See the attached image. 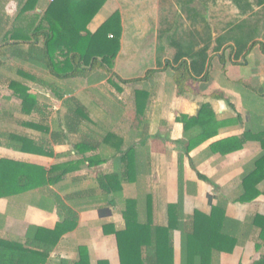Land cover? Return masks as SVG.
<instances>
[{"label":"crops","instance_id":"1","mask_svg":"<svg viewBox=\"0 0 264 264\" xmlns=\"http://www.w3.org/2000/svg\"><path fill=\"white\" fill-rule=\"evenodd\" d=\"M211 2L216 10L208 14L203 0H189L197 13L194 24L186 0H108L87 30L95 34L120 13L121 50L113 68L117 77L84 66V74L62 80L16 56L29 52L33 42L44 48L46 14L53 1L0 0V60L9 58L28 68L24 81H17L31 89V96L32 85L46 89L52 83L70 84L72 89L60 99L76 98L88 116L81 126L71 125L68 118L74 114L64 107L59 120L47 125L38 104L37 116L24 115L23 130L0 124V133L19 134L43 147V153L20 152L10 136H0V160L48 173L34 188L0 198V242L28 250L1 249L3 264H78L82 249L90 264H122L118 234L128 227L129 201L135 202L138 223L154 229L169 228L170 208L177 206L174 264H183L182 238L192 230L195 213L210 215L220 203L228 233L238 243L232 253L216 252L213 264H264V176L252 187L253 199H241L245 178L264 161V5L249 0L252 5L244 13L232 0ZM244 21L246 48L239 51L234 46L240 33L233 28ZM209 39L206 66L199 74L190 67L197 81L186 83L183 77L181 94L177 79L185 75L186 65L181 64H186V52L200 53ZM151 70L155 73L146 79ZM100 74L105 75L102 80ZM114 80L117 96L106 87ZM100 90L108 108L94 100ZM84 91L92 98L89 104L82 101ZM143 92L145 97L138 95ZM12 99L18 98L0 95V101ZM138 102L146 105L144 110ZM181 116L192 119L187 129L186 120L178 121ZM27 122L47 126L50 133L25 127ZM55 167L60 170L51 175ZM106 177L111 190L101 186ZM58 226L61 234H47ZM143 251L146 264H157L152 246Z\"/></svg>","mask_w":264,"mask_h":264},{"label":"trees","instance_id":"2","mask_svg":"<svg viewBox=\"0 0 264 264\" xmlns=\"http://www.w3.org/2000/svg\"><path fill=\"white\" fill-rule=\"evenodd\" d=\"M107 1L108 0H53V4L46 14L49 32H47L44 37V48L38 49L36 46L37 42H33L31 43L32 46L29 52L16 53V56L20 60L24 59L38 69L47 71L53 77L62 80L84 74L86 71V69L83 68L84 66L100 69L106 74H111L112 77H117V75L113 73V68L114 61L121 50L122 20L120 13L116 12L95 34H91L87 30L88 25ZM232 1L244 13L252 5L249 3V0ZM187 4L186 13L195 24L197 20L193 17V14H197L195 13L196 10L190 6L191 4ZM254 5L263 6L264 0H254ZM246 25V21H244L233 28V31L238 34L240 33L234 46L238 48L239 51L244 47L246 48L247 36L244 31ZM210 43L211 40L209 39L206 48L200 53H193L186 50V64H181V68L186 65V72L185 75L180 73L177 79L181 94L183 93L181 88L183 77L186 78V83L188 80L197 81L191 73V68L194 72L198 73L197 71L201 66H203V69L206 66L209 59L208 51ZM60 58H63V61H58ZM189 61H191L192 64L190 66ZM3 64L4 63L0 60V65ZM180 69L177 70L179 71ZM181 71L182 69L180 72ZM202 71L200 74L204 73H202ZM154 73L155 71H149L146 79H149ZM104 77L105 75L100 74L99 80H102ZM206 77L207 75H205L203 79H206ZM120 81L123 83L129 82L124 80ZM9 88L13 91V96L21 101V111L23 115L30 116L41 110L37 99L31 96V89L28 86L19 81L12 80ZM138 95L146 96L144 92ZM65 105L70 109L72 114H74L68 118L71 125L73 124L79 127L88 119V116L84 115L86 107L76 98L66 100ZM137 106L140 110H144L146 107L143 102H138ZM185 120L187 129L192 119L184 116L178 118L180 122H185ZM23 125L47 134L50 133V128L42 124L27 122ZM0 136H10V139L19 143L14 144L17 151L24 153H43L42 146L19 134H7L3 132L0 133ZM258 168L257 172L246 177L244 180L245 194L241 198L242 201L253 199V196L250 194L252 187H255L258 183L256 179L259 175L262 178L258 179V181L263 179L264 173L262 170L264 168V161L259 162ZM131 169H133V166L129 168V170ZM59 170V167H55L49 173L53 175ZM47 175L48 173L45 170L36 166L25 165L9 160H0V198L7 194H18L28 191L34 188L39 180L46 178ZM101 186L105 190H111L108 185L107 177L101 179ZM134 206V201L128 202V209L126 212L128 227L124 232L118 234L122 264H146L143 257V249L147 245L154 248L157 264H174L172 232L178 229V226H176L177 206L170 208L172 222L167 229H154L149 224L140 225L133 213ZM226 220L225 207L221 203L213 208L210 215L198 211L195 213L192 230L186 232L182 238L183 264H213V257L216 252L232 253L234 251L238 242L234 236L228 233ZM61 233V226H58L53 232H47V234L51 236ZM262 237L264 238V234H262ZM48 246L50 250H47L44 255H47L55 246V241ZM8 247L9 249L21 253L28 251L22 245L13 246L0 242V250H5ZM86 252L85 249H82V259L78 264H90ZM167 252H169V254ZM0 264L3 263L0 261Z\"/></svg>","mask_w":264,"mask_h":264},{"label":"rangeland","instance_id":"3","mask_svg":"<svg viewBox=\"0 0 264 264\" xmlns=\"http://www.w3.org/2000/svg\"><path fill=\"white\" fill-rule=\"evenodd\" d=\"M186 2L188 3L189 0H186ZM204 4H207L206 7L208 8V14H211V11L214 10V6H212V2L211 0H203ZM1 5V4H0ZM228 6V5H227ZM226 6H224V12L222 14V17L225 16L226 12L225 10H227L225 8ZM236 8H234L235 10ZM216 10V9H215ZM213 13H215V11H212ZM231 12V10L229 11ZM188 21H186V25H188ZM187 26H186V30H187ZM137 44H139L136 41ZM4 59V64L5 66L0 68V95H5L7 96H13V91L10 90L8 84L1 85V82H4L6 79L7 80H20V81H24L23 79V73L24 70H28V68H23V65H21L20 63L16 62V61H12L8 58V60L3 57ZM31 72H34V70H31ZM53 81V79H51ZM116 83V81L114 80V82L112 81V83H110L109 85L107 84L106 87H109L111 91H113L114 96L118 95V92L116 91V88L114 86H112L111 84ZM65 84V85H63ZM62 85L59 84H55L52 83L49 85V88L46 89H42L39 86H35L32 85V87L34 88L32 90L33 92V96H37L35 98H38V104H41V107L43 108V111L45 113V120L43 121V123L50 125L53 124L54 122H56V120H59V113L61 111H63L64 107H66L65 102L63 101V99H60V95L64 96L66 91L71 90L72 88L67 84V83H63ZM76 87V86H75ZM84 86H78V89H83ZM54 91L58 92V95H56ZM82 90V91H83ZM40 91V92H39ZM62 93V94H61ZM85 94V95H84ZM84 94L82 96V101L85 104H89L91 101V97H89V99H87L86 93L84 91ZM65 97V96H64ZM105 97V98H104ZM106 99V100H105ZM111 99L113 101L116 102V100L114 99L113 96H111ZM15 101L10 100H1L0 101V111L1 113H4L0 115V124H7L10 126L14 127V131L18 132V130H23L24 128L22 127V123L25 121V116L22 115V111H21V101L18 99H14ZM95 102H97L98 106L100 108H108L109 105V100L107 99V97L105 96V94H103V92L100 90L99 93H96L95 98H94ZM112 101V102H113ZM7 112V113H6ZM8 114V116L6 115ZM12 114V115H11ZM36 115V114H35ZM37 116V115H36ZM38 118V117H37ZM9 142L11 144H19L17 143L15 140L9 139ZM144 169H146L145 171H147L148 169V165H143ZM149 166H150V160H149Z\"/></svg>","mask_w":264,"mask_h":264},{"label":"built area","instance_id":"4","mask_svg":"<svg viewBox=\"0 0 264 264\" xmlns=\"http://www.w3.org/2000/svg\"><path fill=\"white\" fill-rule=\"evenodd\" d=\"M53 1V0H52Z\"/></svg>","mask_w":264,"mask_h":264}]
</instances>
